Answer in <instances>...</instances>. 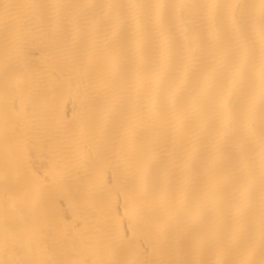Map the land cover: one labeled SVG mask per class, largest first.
I'll use <instances>...</instances> for the list:
<instances>
[{
  "label": "bare ground",
  "instance_id": "bare-ground-1",
  "mask_svg": "<svg viewBox=\"0 0 264 264\" xmlns=\"http://www.w3.org/2000/svg\"><path fill=\"white\" fill-rule=\"evenodd\" d=\"M53 2L0 0V264H191L193 244L207 231L226 243L230 230L250 224L258 245V144L223 135L203 103L206 86L194 95L192 78L222 50L234 58L248 46L258 61L254 31L197 49L206 25L189 18L193 42L176 31L165 46L153 29L141 63L131 28L118 38L75 8L40 7ZM239 87L246 93L250 85ZM221 151L234 166L246 162L243 172L256 178L250 211L238 219L206 199L219 180L211 169ZM145 161L151 186L167 198L143 204L134 226L129 198ZM200 201L203 220L194 225L187 210Z\"/></svg>",
  "mask_w": 264,
  "mask_h": 264
},
{
  "label": "snow or ice",
  "instance_id": "snow-or-ice-1",
  "mask_svg": "<svg viewBox=\"0 0 264 264\" xmlns=\"http://www.w3.org/2000/svg\"><path fill=\"white\" fill-rule=\"evenodd\" d=\"M40 7L58 12L75 8L97 23H104L107 30L118 38L125 36L131 28L136 35L134 43L141 63L144 37L153 29L159 31L165 46L176 31H183L185 41L193 42L192 33L195 30L188 27L189 18L200 19L206 25L204 39L199 34L195 36L194 46L197 49L202 48L208 40L223 45L231 35L254 31L260 43L258 61L248 46L242 47L234 58L222 50L209 71H194L192 78L194 95H199L206 86L203 103L216 114L223 135L239 133L243 140L258 144L262 190L259 244L251 224L247 230H230L226 243H219L215 231L209 230L194 242L193 250L197 258L191 264H264V0H83L77 5L54 0ZM112 58L114 67L118 68L119 51H114ZM245 80L250 87L246 93H241L239 86ZM150 111L155 113L158 106L153 103ZM221 164L223 172L219 173ZM246 167V162L239 166L231 164L223 151L215 157L211 170L214 176H219V180L210 184L206 193L209 207H227L235 219L249 213L256 178L251 171L243 172ZM150 168V162L145 161L137 188L129 198L127 220L134 226L142 219L143 204L159 206L167 198L163 188L157 191L151 186ZM204 208V201H200L187 210L192 224L202 222ZM203 254L209 258H200ZM106 264H120V261L111 260ZM128 264L140 262L129 261Z\"/></svg>",
  "mask_w": 264,
  "mask_h": 264
}]
</instances>
